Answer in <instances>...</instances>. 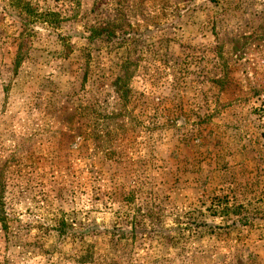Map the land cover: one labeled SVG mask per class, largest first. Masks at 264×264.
<instances>
[{"label":"rangeland","instance_id":"374dc122","mask_svg":"<svg viewBox=\"0 0 264 264\" xmlns=\"http://www.w3.org/2000/svg\"><path fill=\"white\" fill-rule=\"evenodd\" d=\"M26 2L0 0V264H264V0Z\"/></svg>","mask_w":264,"mask_h":264},{"label":"trees","instance_id":"16d2710c","mask_svg":"<svg viewBox=\"0 0 264 264\" xmlns=\"http://www.w3.org/2000/svg\"><path fill=\"white\" fill-rule=\"evenodd\" d=\"M13 1L16 3L15 6H18L21 9L24 8V11L26 14H29V13H30L29 15L32 14V6L29 2L27 3L26 0H13ZM3 190H4L3 182H1V179H0V223H2L5 228H7L6 222H7L8 216L5 210V206H4Z\"/></svg>","mask_w":264,"mask_h":264}]
</instances>
